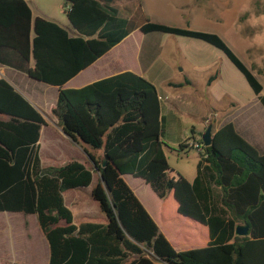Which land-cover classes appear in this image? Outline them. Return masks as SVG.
Wrapping results in <instances>:
<instances>
[{
	"label": "trees",
	"instance_id": "trees-1",
	"mask_svg": "<svg viewBox=\"0 0 264 264\" xmlns=\"http://www.w3.org/2000/svg\"><path fill=\"white\" fill-rule=\"evenodd\" d=\"M65 1L67 18L79 36L55 21L34 18L27 0H0V64L60 88L52 110L59 126L81 146L103 151V157L87 153L90 167L78 160L43 166L39 141L47 122L0 78V213L37 217L50 246L49 264H264V155L232 122L212 134L211 146L204 145L201 135L198 174L190 183L168 162L162 100L151 81L123 72L83 88L63 89L137 28L145 35L165 33L214 46L264 107L256 67L249 68L217 33L155 23L145 16L135 27L103 31L114 16L99 0ZM188 140L180 151L189 148ZM96 171L90 196L105 221L76 223L64 193L88 188ZM124 175L143 179L165 203H176L177 215L206 227L207 244L176 250ZM238 225L248 226L247 236L235 234Z\"/></svg>",
	"mask_w": 264,
	"mask_h": 264
},
{
	"label": "rangeland",
	"instance_id": "rangeland-1",
	"mask_svg": "<svg viewBox=\"0 0 264 264\" xmlns=\"http://www.w3.org/2000/svg\"><path fill=\"white\" fill-rule=\"evenodd\" d=\"M27 2L35 16L42 12L56 21H67L65 0ZM104 4L114 7L108 10L115 18L127 20L129 27H135L145 16L155 23L217 33L249 68L256 67L254 73L264 86V0H106ZM257 4L261 9H257ZM124 5H131L134 10ZM143 53L146 59L157 60L156 67L144 77L160 92L165 150L171 166L193 183L198 174L199 150L190 147L180 153V144L193 138V130L202 131L203 135L210 125L218 129L229 122H234L238 133L259 155H264V107L223 52L195 38L151 33ZM162 63L166 67H161ZM3 78L9 82L8 77ZM167 81L173 84H165ZM26 83L37 92H45L47 86L37 81ZM261 95L264 96V89ZM46 129L48 134L60 135L52 125L43 131ZM66 144L74 160L79 155H94L89 147L77 146L73 141ZM40 145L43 164L49 165L47 144ZM66 161L61 160L59 165ZM127 180L131 182L130 178ZM146 186L143 183L138 190L130 188L159 220L156 212L159 199L153 200ZM76 192L67 198L76 213L75 222L80 223L84 218L104 222L99 205L87 190ZM0 223L4 225L0 224V264H48L45 252L48 254L49 246L35 215L3 212Z\"/></svg>",
	"mask_w": 264,
	"mask_h": 264
},
{
	"label": "crops",
	"instance_id": "crops-1",
	"mask_svg": "<svg viewBox=\"0 0 264 264\" xmlns=\"http://www.w3.org/2000/svg\"><path fill=\"white\" fill-rule=\"evenodd\" d=\"M99 1L107 9L114 8V7H109V5L107 4H104V1L106 0H99ZM109 1H115V0H109ZM65 8H67V6ZM124 8L133 9V7L131 8V5H124ZM33 16L34 18L44 17L46 19L57 22L59 25L61 24V26L65 28L70 33L71 36L80 35L79 32L72 27L68 18H67V21L65 22L56 21V19L45 17L46 15L42 12H40V15H37V16H35L33 13ZM126 22L127 20L125 19H119V18L114 17L113 22L112 21L109 22L105 26L103 31L120 29L122 26L126 24ZM150 35L151 34L145 35L144 33L140 31L139 28L134 29L132 33H130L127 37H125L119 44L114 46L110 51H108L100 59L95 61L92 65L82 70L74 78L69 80L63 86V89L83 88L89 84H92L94 82H97L99 80H102V79H105L111 76H115L123 72H132L142 77H144V75L146 74L151 73L150 71L156 67L157 60H155L154 58L146 59L145 54L143 53L146 47L148 36ZM95 37H97V35ZM32 66H33V62H32ZM162 66L166 67V64L162 63L161 67ZM4 76L9 78L8 80L10 84L19 93H21L25 98H27L32 104H34L41 111V113L43 114L48 124V126L46 125L42 127L41 129L39 143H41L42 141L44 146H46L47 144V147L50 151V153L47 155L49 165H44L42 158H41L42 165L43 166H62L66 164L67 162L74 160L69 156V153H68L69 148H67V144H66V141H73V140L63 132V130L58 124L57 118L52 113L53 108L57 104L60 88L46 84L47 86L45 88L46 89L45 92H39V91L37 92L36 90L31 89L30 85L26 83L27 81H36L35 79L30 78L23 71H20L10 66L0 64V78H3ZM165 84L170 85L173 83L170 81H167ZM232 123L234 124V122ZM50 125L54 126L56 129L60 131L59 136L56 137L55 132H51L48 134V130L46 129L45 130L46 133L43 137V128L45 127L48 128L50 127ZM234 125L236 127V124ZM218 130L219 128L213 129L212 134H215V132H217ZM236 130H237V127H236ZM201 133L202 131L193 130L192 137L195 139H199L201 136ZM164 141H165V138H164ZM73 143L76 144L77 146L81 145L75 141H73ZM82 147H85V146H82ZM189 148H186L185 150L180 151V153L186 152L187 150H189ZM40 149H41V145H40ZM94 156L97 159L101 160L103 157V151H94ZM61 160H67V161L64 164L59 165ZM78 161L85 163L88 167L92 165L87 154L79 155ZM98 173H99L98 171L94 172L92 184L88 188L72 189L64 193L66 205L72 210L74 218H76V213L73 210V208L68 204V201H67L68 195L77 194L76 191L87 190V193L90 196L92 189L95 187L98 181V177H99ZM127 178H130L131 182H129ZM123 179L129 185V187L131 186L134 190H138V188H140L143 183L147 185L143 179L136 178L132 175H124ZM146 187L149 190V196H151V198L154 197L152 198L153 200H155V198L159 199L158 209L156 210V212H158L160 219L158 220L156 217H154L152 213L150 215L159 225L161 231L165 234V236L172 243V245L175 247L176 250L182 251V250H188L192 248H199L207 244V242L209 241V234H208V229L206 227L201 226L198 223L191 221L190 219L177 215L176 213L177 205L174 201L169 200L167 203H165L163 200H161L157 196V194L152 190V188L149 185H147ZM147 211L149 212V208ZM86 214L87 213H82L83 216H85ZM84 219H85L84 221H89V219L87 218H84ZM48 246H49V243H48ZM45 256L49 264L50 246L48 247V254L47 252H45Z\"/></svg>",
	"mask_w": 264,
	"mask_h": 264
},
{
	"label": "water",
	"instance_id": "water-1",
	"mask_svg": "<svg viewBox=\"0 0 264 264\" xmlns=\"http://www.w3.org/2000/svg\"><path fill=\"white\" fill-rule=\"evenodd\" d=\"M212 131H213V127H212V125H210L207 128V130L204 133V135H203V142H204V145L205 146H211L213 144V141H212ZM248 229L249 228H248L247 225H238L236 227L235 234L238 235V236H241V237H245L249 233V230Z\"/></svg>",
	"mask_w": 264,
	"mask_h": 264
},
{
	"label": "built area",
	"instance_id": "built-area-1",
	"mask_svg": "<svg viewBox=\"0 0 264 264\" xmlns=\"http://www.w3.org/2000/svg\"><path fill=\"white\" fill-rule=\"evenodd\" d=\"M188 145H189L191 148L197 149V150H199V151H202V149H203V144L201 143L200 138H199V139L190 138V139L188 140Z\"/></svg>",
	"mask_w": 264,
	"mask_h": 264
}]
</instances>
